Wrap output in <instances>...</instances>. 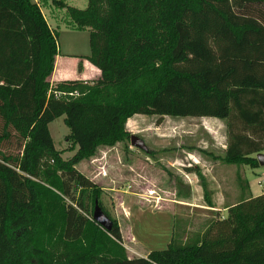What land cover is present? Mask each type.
<instances>
[{"label": "trees", "instance_id": "obj_1", "mask_svg": "<svg viewBox=\"0 0 264 264\" xmlns=\"http://www.w3.org/2000/svg\"><path fill=\"white\" fill-rule=\"evenodd\" d=\"M55 2L69 27L88 30L83 57L100 76L51 85L57 30L36 1L0 0V264H264V193L240 196L201 232L174 218L166 248L129 257L101 188L77 169L100 146L126 149V121L136 113L223 119L221 162L259 167L264 0ZM54 89L77 94L56 97ZM61 115L68 158L49 129ZM185 169L202 178L199 168ZM95 201L109 230L92 219Z\"/></svg>", "mask_w": 264, "mask_h": 264}, {"label": "rangeland", "instance_id": "obj_2", "mask_svg": "<svg viewBox=\"0 0 264 264\" xmlns=\"http://www.w3.org/2000/svg\"><path fill=\"white\" fill-rule=\"evenodd\" d=\"M66 1L80 8L87 4V0ZM58 14L56 40L60 54H78L83 57L89 53L88 30L69 27L64 9ZM70 72V76H75ZM49 127L55 147L63 150L62 157L71 156L74 150L68 149L71 145L66 138L69 129L63 122V115L52 120ZM126 128L130 134L143 139L148 150H151L150 155L132 146L128 140L127 150L126 144L122 142L113 146L98 147V156L101 155L100 150H104V156L101 157L102 166L98 162H95L94 166L89 165L87 158L82 164H78L77 169L101 188L100 199L103 207L111 217L116 218L121 232L124 233L126 224H129L143 241L144 247L122 238V245L129 257L145 255L149 252L148 249L165 248V237L168 233L166 222L171 216L173 222L175 218L179 225L183 223L189 234L203 231V226L216 215L221 218L225 216L226 214L220 215L221 210L216 212L195 207H207L202 187L204 183L212 204L213 200L224 197L226 199L223 205H228L237 202L240 196H257L264 193V166L250 168L233 165L234 167L227 171L213 166L214 154L221 153L227 143V127L223 119L212 116H159L136 113L127 119ZM1 147L6 149L5 145ZM129 149L133 154L128 153ZM192 167L199 168L202 178L195 172L184 170ZM102 174H106L105 177H102ZM244 181L248 183V190ZM109 184L116 187V190H122L120 192L125 194L124 197L131 196V193L143 196V203L136 205L160 210L164 225H161L163 221L151 216L149 211L143 214L144 216L134 214L129 221L124 222L120 213L121 207L116 200L118 194L105 189ZM147 186L150 187L149 190H145L148 189ZM177 202H186L188 205H179ZM152 217L154 219H151ZM156 229L161 230L164 237L157 235Z\"/></svg>", "mask_w": 264, "mask_h": 264}, {"label": "crops", "instance_id": "obj_3", "mask_svg": "<svg viewBox=\"0 0 264 264\" xmlns=\"http://www.w3.org/2000/svg\"><path fill=\"white\" fill-rule=\"evenodd\" d=\"M34 1H36L39 4L40 10H41L46 22L48 23V25L51 28L56 29L58 26L57 25L58 16H59L58 13L60 11H62L63 9L65 10V8L59 7L58 4H56L55 0H34ZM63 1L67 4H69L66 0H63ZM66 22H67V19H66ZM76 30H81V29H76ZM86 54H88V53H86ZM70 71H72V73L75 76H70V74H71ZM99 76H100L99 68L97 66H95L93 63H91L85 57H79L78 54H63V55H61L60 52L58 51V54L56 55L55 61H54V68H53V71L49 77V80H50L51 85H53L54 83H56L60 80L81 79L85 82V81H91L93 79H97ZM49 129H50V127H49ZM225 147H226V145H225ZM127 149H125V150H127ZM224 150H222L221 153H215L214 154V156H216V158H214L215 164L213 166L215 168H218L221 171H225V170L227 171V170L231 169L232 167H234L232 164H226V163L221 162L220 158H218V156L223 155ZM100 151H101L100 156H98L97 154L94 156H91L90 158H88L86 160V162H88V164L92 165V166H94L95 162H98V164L102 166V163H101L102 158L101 157L104 156L102 154L104 150H100ZM128 153L133 154V151L131 149H129ZM83 162H84V159L82 160V162H80V164H82ZM194 167H196V166H194ZM184 170L187 171L185 168H184ZM187 172H189V171H187ZM99 175H100V173H99ZM105 175L106 174H102V177H105ZM100 178H101V176H100ZM109 185L110 186H108V188H105V189H108V191H112L113 193L118 194L116 200H117L118 206L121 207L120 213L123 216L122 218H123L124 222L129 221L134 216V214H140V215L144 216L143 214H146L149 211L151 216H155V218L160 219L159 221H161V222L163 221L161 223V225H164V220L160 218L161 217L160 210H154V208H151V207L142 208L141 206L136 205V203L137 204L143 203L142 202L143 196H138L136 193H131V196L124 197L125 194L123 195V194H121L122 192H120L122 190H116L115 189L116 187L112 186L111 184H109ZM245 186H247V190H248L249 186H248L247 181H246ZM147 188L148 189H145V190L150 189L149 186H147ZM123 193H126V192L123 191ZM225 199H226V197L221 198L220 200H213L212 207H202L199 205H195V207L204 208V209L207 208L208 210H213L216 212L221 210L220 215H224V214H226L227 208L230 205L234 204L232 202L228 205H223V202H225ZM127 200L129 202H127ZM177 204L185 205V206L188 205V203H186V202H177ZM217 205H222V206H217ZM113 218L116 219L115 217H113ZM151 219H154V218L152 217ZM169 219L170 220L166 222L168 224V233H166L167 235L165 237V239H166V245L165 246H167V244L170 241L171 234H172V228H173V217L171 216ZM125 228H126L125 229L126 231H124V233H122V238L124 239V241L126 240L127 242H130V243L131 242L139 243L140 245H142L144 247L143 241H141L140 238L138 237V235H136L134 233V230L130 227V225L126 224ZM155 231H156L155 233L157 235H160V237L161 236L164 237V233L161 232V230L156 229ZM162 244L164 246V241ZM151 250L152 249H148V251H151ZM140 256H144V255H140Z\"/></svg>", "mask_w": 264, "mask_h": 264}, {"label": "water", "instance_id": "obj_4", "mask_svg": "<svg viewBox=\"0 0 264 264\" xmlns=\"http://www.w3.org/2000/svg\"><path fill=\"white\" fill-rule=\"evenodd\" d=\"M130 144L144 151L148 149L143 139H141L135 134H130ZM256 158L258 160L259 166H264V152L257 153ZM92 219L105 230H109L111 227L112 224L111 220L101 210V208L97 204V201H95V205L92 213Z\"/></svg>", "mask_w": 264, "mask_h": 264}, {"label": "built area", "instance_id": "obj_5", "mask_svg": "<svg viewBox=\"0 0 264 264\" xmlns=\"http://www.w3.org/2000/svg\"><path fill=\"white\" fill-rule=\"evenodd\" d=\"M51 91V90H50ZM53 91V93H54V95L56 96V97H60L61 95L62 96H71V95H75V94H77V91L76 90H74V91H62V90H52Z\"/></svg>", "mask_w": 264, "mask_h": 264}]
</instances>
